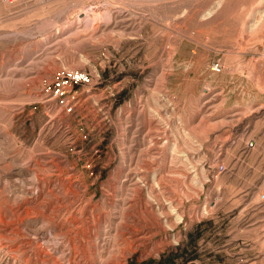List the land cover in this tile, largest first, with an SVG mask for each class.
Listing matches in <instances>:
<instances>
[{
    "label": "rangeland",
    "instance_id": "rangeland-1",
    "mask_svg": "<svg viewBox=\"0 0 264 264\" xmlns=\"http://www.w3.org/2000/svg\"><path fill=\"white\" fill-rule=\"evenodd\" d=\"M124 263L264 264V0H0V264Z\"/></svg>",
    "mask_w": 264,
    "mask_h": 264
},
{
    "label": "built area",
    "instance_id": "built-area-1",
    "mask_svg": "<svg viewBox=\"0 0 264 264\" xmlns=\"http://www.w3.org/2000/svg\"><path fill=\"white\" fill-rule=\"evenodd\" d=\"M11 3L13 1H26V0H6ZM219 72V67L217 65L214 66L213 71ZM79 82L88 83L89 78L86 74H76L74 76H69L67 74L62 73L61 75L56 76L52 80V84L46 87H43V91L47 95H53L54 97H58L59 99L68 93L69 90L72 89L73 85H77ZM129 264V263H124Z\"/></svg>",
    "mask_w": 264,
    "mask_h": 264
}]
</instances>
